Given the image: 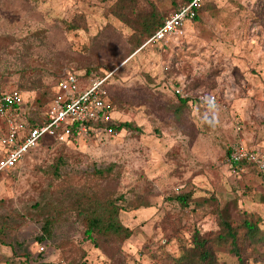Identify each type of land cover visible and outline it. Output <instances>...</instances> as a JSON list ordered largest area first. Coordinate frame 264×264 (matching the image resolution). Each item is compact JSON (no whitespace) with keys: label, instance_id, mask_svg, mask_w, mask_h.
<instances>
[{"label":"rangeland","instance_id":"obj_1","mask_svg":"<svg viewBox=\"0 0 264 264\" xmlns=\"http://www.w3.org/2000/svg\"><path fill=\"white\" fill-rule=\"evenodd\" d=\"M117 1L0 0V91L22 92V118L43 119L71 71L83 86L105 79L115 123L134 125L66 142L46 137L0 173V264H160L195 230L217 229L211 197L230 219L241 211L264 218V177L250 165L235 170L227 154L239 143L264 151V0H204L182 36L134 52V30L113 13ZM150 4L165 17L176 9L173 0H139L137 9ZM170 83L193 97L180 114ZM6 132L0 119V137ZM58 158L60 178L51 172ZM108 167L105 176L94 173ZM83 189L127 198L120 219L128 239L97 246L85 237L70 197ZM187 192L189 207L169 200ZM45 215L57 221L41 242ZM220 264L239 259L221 253Z\"/></svg>","mask_w":264,"mask_h":264},{"label":"trees","instance_id":"obj_2","mask_svg":"<svg viewBox=\"0 0 264 264\" xmlns=\"http://www.w3.org/2000/svg\"><path fill=\"white\" fill-rule=\"evenodd\" d=\"M138 1L118 0L113 9L114 15L134 30L129 39L133 52L139 48L143 49L146 47L144 46L146 42L164 24L166 19L164 13L154 4H150L151 9L148 11L138 10ZM190 1L180 0L181 4H178L177 0H173L176 6L174 12L183 3ZM202 10L203 5L199 8L195 21L199 19ZM78 27L79 25H72V29H77ZM186 91L189 92L187 89ZM191 101H193L191 95L186 98L178 96L175 112L180 114ZM23 119L33 125L43 122L40 117L28 116ZM133 128L134 125L131 122L114 125L116 132ZM76 138V136L73 137V139ZM231 153L232 148L227 151L228 156ZM63 166L64 160L58 158L51 166L53 175L60 178ZM254 168L261 174L256 167ZM112 170V167H108L106 169H96L94 173L105 176L111 173ZM261 175L264 177L263 174ZM70 197L73 199L71 201V210L75 211L79 216L85 229V237L95 245L98 246L101 241H124L132 235V230L124 225L120 219L121 211L129 209L127 198L124 195L119 197L106 196L99 194L97 191L83 189L79 192H72ZM169 200L175 201L185 208L190 206L194 198L192 192H187L174 194L169 197ZM210 200L211 203L209 200H206V202H209L214 208V213L217 217V229L205 233L195 230L192 234L191 242L181 245L179 255H167L161 258L160 264H220V254L226 252L236 255L239 259V264H264V218L256 213L241 211L239 220L230 219L219 208L214 197H211ZM56 221L53 215H45L43 217L42 235L38 238L39 241L43 242L53 237Z\"/></svg>","mask_w":264,"mask_h":264},{"label":"built area","instance_id":"obj_3","mask_svg":"<svg viewBox=\"0 0 264 264\" xmlns=\"http://www.w3.org/2000/svg\"><path fill=\"white\" fill-rule=\"evenodd\" d=\"M204 0H191L166 17L164 24L146 42L162 43L168 46L172 37H180L185 32L186 21H195ZM105 79H92L90 85L83 86L81 76L66 71L58 82V96L47 110L43 122L37 125L21 118L23 94L18 89L0 91V119L7 132L0 137L4 151L0 156V173L18 166L24 158L37 149L46 137L66 142L74 136L82 137L97 133L112 135L116 131L113 107L105 98ZM176 95L186 98L189 93L185 86H174ZM200 100L217 103L215 94L199 95ZM241 127H238L240 130ZM230 165L236 170L243 163L256 167L264 175V151L251 149L243 143L232 147Z\"/></svg>","mask_w":264,"mask_h":264},{"label":"crops","instance_id":"obj_4","mask_svg":"<svg viewBox=\"0 0 264 264\" xmlns=\"http://www.w3.org/2000/svg\"><path fill=\"white\" fill-rule=\"evenodd\" d=\"M191 22H193V21H191ZM158 45H160V47H162V45H161V43H157ZM244 140H245V138H244ZM245 142H247V140L245 141ZM244 145H245V143H244ZM245 146H247V147H249V148H251V149H255V150H260L261 151V149L259 148V147H257V146H254V145H245ZM245 166H249L248 164H244ZM244 165H241V166H244ZM240 166V167H241ZM240 167H238V168H240ZM250 167H251V165H250ZM253 167V166H252Z\"/></svg>","mask_w":264,"mask_h":264}]
</instances>
